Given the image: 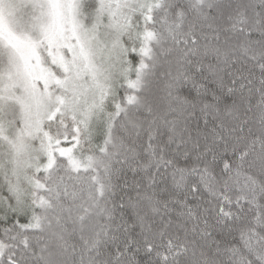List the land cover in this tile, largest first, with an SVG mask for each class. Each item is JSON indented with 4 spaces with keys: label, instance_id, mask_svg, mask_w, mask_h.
<instances>
[{
    "label": "snow or ice",
    "instance_id": "obj_1",
    "mask_svg": "<svg viewBox=\"0 0 264 264\" xmlns=\"http://www.w3.org/2000/svg\"><path fill=\"white\" fill-rule=\"evenodd\" d=\"M0 264H264V0H0Z\"/></svg>",
    "mask_w": 264,
    "mask_h": 264
}]
</instances>
